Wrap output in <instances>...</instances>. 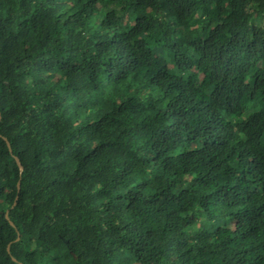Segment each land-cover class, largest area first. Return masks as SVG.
I'll return each mask as SVG.
<instances>
[{
    "label": "trees",
    "instance_id": "obj_1",
    "mask_svg": "<svg viewBox=\"0 0 264 264\" xmlns=\"http://www.w3.org/2000/svg\"><path fill=\"white\" fill-rule=\"evenodd\" d=\"M0 264H264V0H0Z\"/></svg>",
    "mask_w": 264,
    "mask_h": 264
},
{
    "label": "water",
    "instance_id": "obj_2",
    "mask_svg": "<svg viewBox=\"0 0 264 264\" xmlns=\"http://www.w3.org/2000/svg\"><path fill=\"white\" fill-rule=\"evenodd\" d=\"M1 137L6 141L9 151L12 153V148H11V145H10L9 140H8L6 137H4V136H1ZM15 160H16V163H17V165H18V167H19L20 172L22 173L23 170H24V168H23V166H22V164H21V162H20V159H19L18 157L15 156ZM17 188H18V192H19V191H20V181H19L18 184H17ZM16 199H17V198H16ZM6 217H7V219H9V218H8V213H6ZM9 222H10L11 225H14L13 222H12L11 220H9ZM8 251L10 252L9 247H8Z\"/></svg>",
    "mask_w": 264,
    "mask_h": 264
}]
</instances>
